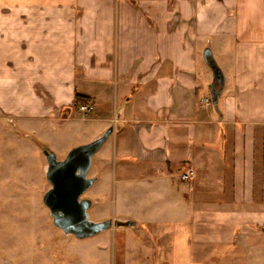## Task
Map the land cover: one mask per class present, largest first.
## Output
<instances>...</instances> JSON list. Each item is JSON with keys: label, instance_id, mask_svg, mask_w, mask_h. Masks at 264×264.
Here are the masks:
<instances>
[{"label": "crops", "instance_id": "obj_1", "mask_svg": "<svg viewBox=\"0 0 264 264\" xmlns=\"http://www.w3.org/2000/svg\"><path fill=\"white\" fill-rule=\"evenodd\" d=\"M208 47L225 78L218 109ZM3 88L0 131L33 135L60 119L42 103L18 112L17 93L31 104L42 93L60 110L90 98L84 143L113 129L93 169L90 211L96 222L130 220L138 230L68 236L65 264H211L228 245L225 227L210 238L211 222L240 218L242 203L258 201L264 0H0ZM23 233L18 243L0 227V264H51L48 232L36 247L33 231Z\"/></svg>", "mask_w": 264, "mask_h": 264}, {"label": "rangeland", "instance_id": "obj_2", "mask_svg": "<svg viewBox=\"0 0 264 264\" xmlns=\"http://www.w3.org/2000/svg\"><path fill=\"white\" fill-rule=\"evenodd\" d=\"M4 90L6 89H1L0 96L8 98L4 95L6 92L3 94ZM38 95L41 98H36L31 104L26 103L24 96L17 93L18 97H14L16 99H14L13 105L18 112L30 108L36 113L42 103L43 107H50L51 115H55V117L57 115L60 118L59 121L70 119L65 125H61L58 120L50 121L48 131H31L36 133L33 135L26 131H0V227L3 229L4 236L7 237L10 232H17L18 243L25 242L26 237L23 232L31 233L33 231L35 247L38 243L41 244L39 241L41 234L48 232L51 264H65L72 262V258H69L71 239L54 226L50 211L43 202L45 193L51 188L46 178L48 165L43 150L46 148L53 150L58 159L63 161L71 150L88 144L84 143L86 142L85 134H88L89 131H82L85 126V123L82 122L85 113L81 112V107L91 104L81 103L77 108L76 105H73L60 110V108L54 107L52 97L49 102L42 93ZM211 104L212 102L209 105ZM38 137L47 138L50 146L43 144L44 142L42 143ZM258 144L263 146L261 140ZM100 153L98 152L93 159V167L89 173L92 178L96 176L93 169L96 167ZM261 161L259 157L260 164L258 165H261L262 169L259 170L258 184L255 186V190L259 194L258 201L242 203L240 218L230 217L220 221V224L217 222L210 224L208 234L210 238H217V229L225 227V237L228 242V245L225 246L227 252L220 258L214 257L211 264H264V171ZM191 172L193 177L194 172ZM205 172L197 171L195 180ZM96 186L94 185L82 198L90 199ZM212 188L209 187V197L211 198L214 190ZM113 191L114 188L110 185L104 199L110 200ZM212 202L216 204L214 201ZM108 209H111V204ZM88 214L89 219L96 222L90 210ZM8 215H11V218L6 217ZM230 224H233L235 228L233 236L235 240L229 244L231 234L228 227ZM15 227L18 228L17 231L14 230ZM12 235L14 234L12 233ZM219 250L223 251L221 248Z\"/></svg>", "mask_w": 264, "mask_h": 264}, {"label": "water", "instance_id": "obj_3", "mask_svg": "<svg viewBox=\"0 0 264 264\" xmlns=\"http://www.w3.org/2000/svg\"><path fill=\"white\" fill-rule=\"evenodd\" d=\"M204 59L214 73V82L210 89L213 104L218 109L225 78L211 48L205 49ZM112 133L113 129H109L94 141L74 148L63 161L58 159L53 150L48 148L43 150L48 165L46 178L51 185L43 197V202L50 211L54 226L61 230L65 236L86 239L113 228L133 227L138 230L137 224L130 220L109 219L92 222L89 219L88 211L93 202L90 199L82 198L98 180L97 177L89 176L93 159Z\"/></svg>", "mask_w": 264, "mask_h": 264}, {"label": "built area", "instance_id": "obj_4", "mask_svg": "<svg viewBox=\"0 0 264 264\" xmlns=\"http://www.w3.org/2000/svg\"><path fill=\"white\" fill-rule=\"evenodd\" d=\"M207 103L210 104L211 101L207 100ZM93 109H94V107H93L92 105H84V106L81 107V110H82L83 112L92 111ZM191 173H192V172H191L190 170L187 171L186 173H184V174L182 175V179H183L184 181L189 180V179L191 178V176H192Z\"/></svg>", "mask_w": 264, "mask_h": 264}, {"label": "trees", "instance_id": "obj_5", "mask_svg": "<svg viewBox=\"0 0 264 264\" xmlns=\"http://www.w3.org/2000/svg\"><path fill=\"white\" fill-rule=\"evenodd\" d=\"M90 102V98L88 97H83L80 95L76 96V105L81 104V103H89Z\"/></svg>", "mask_w": 264, "mask_h": 264}]
</instances>
